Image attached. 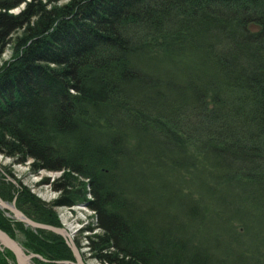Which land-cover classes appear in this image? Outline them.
Segmentation results:
<instances>
[{"label":"trees","instance_id":"16d2710c","mask_svg":"<svg viewBox=\"0 0 264 264\" xmlns=\"http://www.w3.org/2000/svg\"><path fill=\"white\" fill-rule=\"evenodd\" d=\"M63 1L0 0V56L12 49L0 59V153L89 180L65 178L53 205L94 210L101 262L220 264L207 243L245 236L224 212L264 207V0ZM10 186L0 181L3 201L18 194L28 218L57 226ZM0 230L47 260L35 264L73 261L60 236L1 211ZM0 264L14 255L0 251Z\"/></svg>","mask_w":264,"mask_h":264},{"label":"rangeland","instance_id":"374dc122","mask_svg":"<svg viewBox=\"0 0 264 264\" xmlns=\"http://www.w3.org/2000/svg\"><path fill=\"white\" fill-rule=\"evenodd\" d=\"M65 2L66 0L60 2L59 4L62 5ZM25 7L26 5L23 3L18 8L11 10L9 14L14 16L19 15L20 12L25 10ZM10 46L5 47L1 53L0 59L3 61V63L11 61L12 49ZM33 162L34 161L31 158L26 159L25 162H19L16 158H9L5 155L3 156L0 153V181H2L5 185H11L12 187L10 186V188L14 190L16 188L23 190V194L26 193L27 196H30L32 199H36L46 205V207L51 208V213L57 223V226L53 227L59 228L61 230L63 229L65 231L66 237L60 236L61 239H63V242L66 243L71 253V244H74L84 264H108L101 262L99 259L94 257V253L90 251V242L95 241L98 236L103 234V232L97 228L98 219H96L94 210L90 209L84 202L71 204V206L61 205V207L53 205L54 202L59 199L61 194V191L56 190L54 186L63 181L65 178H68L69 181H71V183L74 185L75 183L88 184L89 180L77 176L71 171L69 173V171L65 169L53 171L49 169L46 170L38 168L36 170L32 168ZM14 195L15 196L13 199H11V201L4 202L10 205L14 204L15 208L18 209L16 201L18 194ZM85 198H87L88 202L93 201V198H91L90 194V187L88 186L86 188ZM257 206L258 205L254 206L245 203V205H243V207L240 209H235L232 212L228 211V214L224 212L226 219L231 220L235 216L241 219L242 223L244 224L242 233L245 234V236L241 240L234 242L231 241L230 237L226 236L223 241L218 240V242H216L217 249L214 246L213 241L207 243L209 247L213 248L214 253L217 254V257H219L220 264H255L256 262L254 261L257 260L259 256H263V261L259 262V264H264V207ZM0 211L3 212L5 216L7 215L6 218L14 223L13 219L15 218L11 212L7 210L5 211L1 208ZM28 219L32 220L31 218ZM162 220L164 223L171 225L172 229L178 228L179 219L173 216H166L163 217ZM36 223L50 226L42 222ZM224 224L226 225L227 232L232 234L228 229V224ZM23 225L25 226V224ZM11 226L15 239L18 241L23 239V233L21 230H19V228L16 227V224H11ZM217 226L219 225L217 220H215V236L216 231H218L216 229ZM25 228L30 227L25 226ZM30 229L35 232L37 231L32 228ZM245 248L248 249L247 254L244 252ZM108 251L112 252L111 249ZM72 256L73 261L67 260V262L74 264L75 255L72 253ZM39 257L43 259V262H47V260L42 256ZM33 261L34 259L30 262V264H35Z\"/></svg>","mask_w":264,"mask_h":264},{"label":"water","instance_id":"95a60500","mask_svg":"<svg viewBox=\"0 0 264 264\" xmlns=\"http://www.w3.org/2000/svg\"><path fill=\"white\" fill-rule=\"evenodd\" d=\"M0 208L3 210H7L11 212L15 218V220L18 222H22L25 224V226L30 227L34 230H45L48 232H53L59 236L66 237L65 231L59 228H55L53 226H47L43 224H38L36 222H33L32 220L28 219L22 212H20L18 209L15 208L14 204H8L5 203L0 199ZM0 250H9L15 257L16 264H30V262L33 259H39L40 261L43 260L38 255L30 253L28 254L20 244H18L14 239H12L9 235L5 234L0 230ZM71 251L73 255H75V262L74 264H84L82 262L81 256L79 252H77L76 247L74 244H71ZM57 264H73L67 261L63 262H56Z\"/></svg>","mask_w":264,"mask_h":264},{"label":"flooded vegetation","instance_id":"af4514ba","mask_svg":"<svg viewBox=\"0 0 264 264\" xmlns=\"http://www.w3.org/2000/svg\"><path fill=\"white\" fill-rule=\"evenodd\" d=\"M1 199V198H0ZM23 213V212H22ZM24 214V213H23ZM25 215V214H24ZM26 216V215H25ZM5 217H7V215L5 216ZM27 217V216H26ZM14 220V222H17L15 219H13ZM19 222V221H18ZM17 222V223H18ZM20 223H22V222H20ZM23 224V223H22ZM3 232V231H2ZM48 232V231H47ZM6 234V233H5ZM13 239V238H12ZM17 242V241H16ZM18 243V242H17ZM19 244V243H18ZM4 251V250H3ZM8 251V250H7Z\"/></svg>","mask_w":264,"mask_h":264},{"label":"bare ground","instance_id":"6f19581e","mask_svg":"<svg viewBox=\"0 0 264 264\" xmlns=\"http://www.w3.org/2000/svg\"><path fill=\"white\" fill-rule=\"evenodd\" d=\"M2 231V230H1ZM40 261V260H39ZM42 261V260H41ZM43 262V261H42ZM57 261H55V263H56ZM57 264V263H56Z\"/></svg>","mask_w":264,"mask_h":264}]
</instances>
